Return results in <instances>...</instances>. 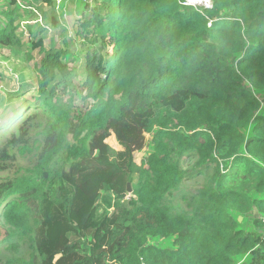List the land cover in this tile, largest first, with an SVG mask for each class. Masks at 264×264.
<instances>
[{
	"label": "trees",
	"instance_id": "obj_1",
	"mask_svg": "<svg viewBox=\"0 0 264 264\" xmlns=\"http://www.w3.org/2000/svg\"><path fill=\"white\" fill-rule=\"evenodd\" d=\"M185 1L92 0L81 52L46 48L61 24L49 0L0 4V45L25 49L37 77L17 104L0 70L3 264H264L263 235L239 221L264 215V0ZM73 167L76 184L55 187Z\"/></svg>",
	"mask_w": 264,
	"mask_h": 264
},
{
	"label": "rangeland",
	"instance_id": "obj_2",
	"mask_svg": "<svg viewBox=\"0 0 264 264\" xmlns=\"http://www.w3.org/2000/svg\"><path fill=\"white\" fill-rule=\"evenodd\" d=\"M24 1V0H22ZM30 1V2H29ZM28 2L31 4L28 9H31L34 11L36 10L37 13H40V10L37 8L40 4V0H28ZM49 4L47 2L43 3L44 8L47 9L45 11L52 10L53 6H55L56 15L59 17L60 20V26H52V21L49 20V27L42 31L40 33V36L45 39V45L48 50L50 49H56L64 46V39L67 38L68 42H73L74 46L72 48L75 49V52H81V47L79 42L75 39V30H77L79 27L80 29L87 25V19L85 18V14L88 13V11L85 8V5L90 3L92 5V0H49ZM49 4V5H48ZM200 5V4H199ZM38 19H40L37 14ZM22 25L20 28V31H26L27 26H32L33 24V16L31 12L25 11V18L22 20ZM71 48V49H72ZM68 50V49H67ZM24 50H14L13 48H9L6 46L0 45V70L4 74V81H3V95L2 97L7 96L6 93L8 92H19L20 96L17 99L16 102L19 104L24 99L29 98L31 96H34L36 94V87H37V77L36 73L32 67V62L28 61L26 58V53ZM73 56V55H72ZM76 58L73 61H70V66L77 68L78 76L75 77V81H78L82 71H83V58L82 53H79L75 55ZM72 59L71 57L68 58V60ZM5 101V98H2V102ZM5 104L2 105V108H4ZM264 106V105H263ZM151 139L152 134L147 135V145L146 147L139 152L135 153V158L138 164L141 163L142 159L151 153ZM21 164L27 165L30 163V158H20ZM195 159L194 158H183L181 161L182 167L185 169L186 173L191 174L192 170L194 169ZM6 172H0V182L6 177ZM64 181H69L72 184H76L77 182V170L73 168H69L65 172V177L63 179H57L54 181L55 187H63ZM130 182H123L121 184L122 188L125 190V187H127L128 190V184ZM203 183L202 178L200 177H194L190 180H187L184 183V190L185 189H193L197 188ZM131 184V183H130ZM132 188V185H131ZM133 191V189H132ZM129 193V192H128ZM97 195L96 193L94 196ZM172 202L176 206H178V210L184 206V200L182 198V195L179 194H173L172 195ZM259 214L254 211L250 213L249 215L245 216L240 222H242V225H244V228L247 230H255L258 232V229L254 225V220L257 218ZM255 217V218H254ZM264 229V227L262 228ZM6 236V231L3 227L0 226V240H2ZM158 244L162 247H171L172 246V238H167L157 240ZM0 251L2 254H0V264H3L4 259L7 257V252L3 250L2 247H0ZM27 247H23L22 254H28ZM248 258H242L241 261H247ZM239 264V263H238Z\"/></svg>",
	"mask_w": 264,
	"mask_h": 264
},
{
	"label": "built area",
	"instance_id": "obj_3",
	"mask_svg": "<svg viewBox=\"0 0 264 264\" xmlns=\"http://www.w3.org/2000/svg\"><path fill=\"white\" fill-rule=\"evenodd\" d=\"M184 4L192 5V6H198L200 4V5H204L206 7H212V0H186L184 2ZM210 25H211V23H210ZM260 221L262 224H264V215H262L260 217Z\"/></svg>",
	"mask_w": 264,
	"mask_h": 264
},
{
	"label": "crops",
	"instance_id": "obj_4",
	"mask_svg": "<svg viewBox=\"0 0 264 264\" xmlns=\"http://www.w3.org/2000/svg\"><path fill=\"white\" fill-rule=\"evenodd\" d=\"M3 1V2H2ZM5 0H0V4L4 3ZM257 212V211H256ZM258 213V212H257ZM262 215H258L257 217L260 218ZM258 232L261 233L260 235H263L264 238V229H258Z\"/></svg>",
	"mask_w": 264,
	"mask_h": 264
},
{
	"label": "water",
	"instance_id": "obj_5",
	"mask_svg": "<svg viewBox=\"0 0 264 264\" xmlns=\"http://www.w3.org/2000/svg\"><path fill=\"white\" fill-rule=\"evenodd\" d=\"M128 191L131 193L132 192V188H131V184H128ZM242 220V216L239 217V221Z\"/></svg>",
	"mask_w": 264,
	"mask_h": 264
},
{
	"label": "bare ground",
	"instance_id": "obj_6",
	"mask_svg": "<svg viewBox=\"0 0 264 264\" xmlns=\"http://www.w3.org/2000/svg\"><path fill=\"white\" fill-rule=\"evenodd\" d=\"M201 2V1H200Z\"/></svg>",
	"mask_w": 264,
	"mask_h": 264
}]
</instances>
